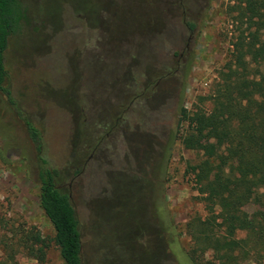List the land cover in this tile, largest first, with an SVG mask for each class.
<instances>
[{
    "label": "rangeland",
    "instance_id": "rangeland-1",
    "mask_svg": "<svg viewBox=\"0 0 264 264\" xmlns=\"http://www.w3.org/2000/svg\"><path fill=\"white\" fill-rule=\"evenodd\" d=\"M21 1L32 22L8 38L9 88L69 190L83 264H191L178 233L205 215L188 169L198 155L169 136L178 107L205 95L229 57L231 1ZM37 196L31 143L0 99V217L48 243L41 262H0L63 264Z\"/></svg>",
    "mask_w": 264,
    "mask_h": 264
},
{
    "label": "trees",
    "instance_id": "trees-1",
    "mask_svg": "<svg viewBox=\"0 0 264 264\" xmlns=\"http://www.w3.org/2000/svg\"><path fill=\"white\" fill-rule=\"evenodd\" d=\"M230 1L229 57L205 95L189 108L178 107L169 136L198 155L188 169L205 215H189L178 233L188 238L185 255L191 264H261L264 259V74L259 68L264 63V0ZM31 22L21 0H0V99L31 143L37 202L52 228L51 243L63 264H83L81 224L69 190L59 183L60 172L48 167L42 134L9 88L4 59L8 38ZM47 246L32 226L8 228L0 217V252L6 261L23 252L41 262Z\"/></svg>",
    "mask_w": 264,
    "mask_h": 264
},
{
    "label": "flooded vegetation",
    "instance_id": "flooded-vegetation-1",
    "mask_svg": "<svg viewBox=\"0 0 264 264\" xmlns=\"http://www.w3.org/2000/svg\"><path fill=\"white\" fill-rule=\"evenodd\" d=\"M182 55H183L182 52L178 53V60H176V61H179V59L182 57Z\"/></svg>",
    "mask_w": 264,
    "mask_h": 264
}]
</instances>
